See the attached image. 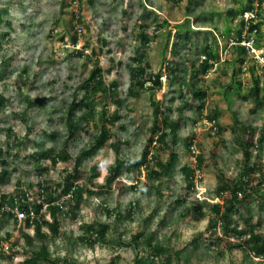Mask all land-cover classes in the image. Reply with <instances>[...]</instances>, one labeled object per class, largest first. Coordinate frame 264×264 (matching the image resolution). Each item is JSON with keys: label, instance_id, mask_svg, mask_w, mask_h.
Returning a JSON list of instances; mask_svg holds the SVG:
<instances>
[{"label": "rangeland", "instance_id": "rangeland-1", "mask_svg": "<svg viewBox=\"0 0 264 264\" xmlns=\"http://www.w3.org/2000/svg\"><path fill=\"white\" fill-rule=\"evenodd\" d=\"M69 1L0 0L2 17L0 24V64L5 59L12 58L11 69L13 70L11 79L0 84V91L13 102L11 106L0 110V128L12 127L17 130L23 142L21 153L18 156H4L8 162L9 173L8 179L0 185L1 195L15 193L17 182L20 180L23 188L27 187V184L36 185L35 194L30 192L31 197L41 198L38 192V182L42 179L61 180L66 175V169H72V165L65 162H58L56 166H52L49 159L36 163L35 159L27 154L33 153L39 147L48 150L55 148L57 151L61 148L66 137L65 110L76 97L75 93L79 98L84 92L82 82L89 76L94 67L92 60H87V56L92 57V59L98 58L99 65L104 70H107L110 58H113L115 62H122V64H116L110 73L105 74V77L106 82L118 81L121 98H125L131 83L130 70L127 64H134L133 58L144 52L153 70L155 72L162 71L165 75L162 77V89L157 90L154 97L163 102L167 108H171L173 116H176L177 107L182 101L178 98L179 86L176 80L170 77L168 69L165 68L166 64L174 58L175 66L180 68V71L177 72V78L183 76L186 67L189 69V75L192 68L190 67L191 63H195V66L198 67L201 63L200 60L205 56L203 46L206 37H208L209 42L212 36L217 37L220 44H224L223 30L225 31L230 27L233 29L240 27L241 24L238 19L228 21L230 18L228 10L233 8L236 11L240 10L246 5L247 0H182L180 4L170 0H82L83 11L80 15L89 29L83 32L82 40L78 45L75 47L65 46L63 49L60 37L63 34L68 38L70 37L68 28L71 24L73 7ZM188 6H190L189 9ZM4 9H7L8 12H3ZM153 9L156 10V14ZM212 12H214L213 21L210 19ZM186 16L190 17L191 34L188 38L183 37L178 40L176 26L183 23ZM262 17L263 20L264 10ZM164 20L170 21V24L167 27L157 29V24H161ZM144 23L149 24L150 30L148 31L151 34L155 33L156 36L146 46L137 39L139 26ZM210 30L216 31L217 34L215 35L214 31H211L213 35L204 33ZM7 33L9 37L5 35ZM101 38L106 39L107 45L102 44ZM175 43L178 45L175 46ZM261 43L262 50H256V53L253 54L255 58L259 57L258 59L261 58L264 51V39ZM74 48L83 50L84 55L79 56ZM137 50H140V53ZM221 50L225 51V49ZM230 58V60L235 59L233 55ZM261 59L259 61L260 66L255 64L256 71H258L256 72L257 75L264 68V61ZM24 68L27 70L26 75L36 84L34 89L27 88L23 94H20L14 81ZM224 69V63L218 62L208 73L203 87L207 90L206 110L210 114L211 110L217 107L219 123L225 128V131L222 137L218 134H212L203 122L196 125H193V122H188L181 129L180 140L177 145L180 161L174 173V178L177 181L176 187L173 188L174 193L169 195L167 192L161 198L156 193L148 195L141 191H135L131 187L135 182L131 178L129 179L127 174L123 175L122 179L126 182V189L121 197L113 192L106 194L103 198L101 195L87 198L82 205L81 216L77 220L71 216L61 218V230L65 237L48 241L53 254L64 255L71 251L80 264H130L133 261L136 253L133 246L113 248V245L107 244L97 245L95 249H91L73 245L70 242V237L73 236L77 239L81 235L80 223L92 220L97 206L103 199L111 207L121 203L127 208L131 202H140V210L136 212L134 220H129V218L117 220L115 217L111 219L115 228L114 239L121 236L123 240L129 241L131 236L141 231L143 227L146 231L157 229V226L163 222L166 202L168 201L177 203L178 206L174 213L168 215L165 224L160 226L157 233L159 239L166 243H169L170 240L171 244L177 245L181 242H187L200 232H207L211 217L209 210L208 216L202 221H195L192 216L179 215L188 206L187 204H178L185 188V176L181 168L190 162V156L187 155L184 148L186 136L198 132L205 149L206 175L197 184L196 190L192 193V198H206L215 202L217 199L215 190L219 185L216 168L223 169L230 177H235L240 172L239 162L242 160L243 153L239 151L236 145L231 128L235 119L238 118L245 123L253 122L258 128L264 125V106L255 107L252 99L244 101L233 95L234 93L226 94V89L230 84H234V86L238 84H235L237 80H234L235 69L233 71L231 65H228L226 73ZM238 76L244 85L243 92L247 93L252 83L250 72L247 71L246 74L241 73ZM261 86L264 89V79L261 81ZM150 92L148 90L137 98L127 99V106L120 111L122 119L112 129L124 145L123 155L132 160L137 159L142 152L149 135L148 129L152 126L153 108ZM27 96H30L33 101L47 99V102L39 107L27 108L24 100ZM253 108L255 111H252ZM111 110H115L114 105H111ZM185 113L191 119L197 116L193 111H186ZM120 125H125V129H121ZM43 129L48 134L57 131L59 135L53 140L42 134ZM97 131L98 127L94 122L83 123L79 139L71 144L69 153L76 156L81 149L89 145ZM26 133L31 134V141L24 140ZM0 137L5 140L1 134ZM113 142L114 140H111L108 147L101 149L95 157L88 159L83 165L88 176L91 174V167L99 166V175L95 179L98 184L105 183L108 166L115 162L116 153L111 147ZM213 149L218 151L216 158L218 166L212 160L211 150ZM162 154L164 158L167 157L165 152ZM262 161L264 163V152ZM46 166L49 168L48 170L43 169V167L47 168ZM256 210L254 209V211ZM153 213H156L155 216L149 224L145 225L143 220ZM97 215L104 221L108 220L101 212H98ZM255 215L258 216V211L255 212ZM261 219L263 220L261 232L264 234V212ZM257 220L256 217L255 221ZM45 230L47 231L46 228ZM26 232L34 236L32 227L27 228ZM7 234L12 235L11 241L20 235L14 220L9 217L0 219V244L6 240ZM19 238V247L12 246L9 251L0 250V264H23L31 248H26L23 237L20 236ZM221 250L224 251L222 255L219 254ZM137 251L140 252V248ZM117 256H119L118 259L113 261ZM193 264H244V260L240 250H227L223 246H219L217 249H208V251L202 248L193 256ZM254 264L260 263L254 260Z\"/></svg>", "mask_w": 264, "mask_h": 264}, {"label": "trees", "instance_id": "trees-1", "mask_svg": "<svg viewBox=\"0 0 264 264\" xmlns=\"http://www.w3.org/2000/svg\"><path fill=\"white\" fill-rule=\"evenodd\" d=\"M176 4H180L182 0H170ZM72 10L71 24L68 28L70 37L62 35L60 41L63 49L65 46H73L81 42L83 32L89 29L85 25L82 16L83 11L82 0L69 1ZM257 5V6H256ZM264 0H247L246 5L240 10L235 8L228 10V21L238 19V15L245 10L254 9L257 11V17L250 21L249 25L245 26L241 20L239 28H228L223 30L222 38L225 43L220 44L219 40L212 36L211 41L206 37L204 42V53L207 57L205 60H200V64L195 66L191 63V72L188 75L189 69L184 68V74L181 78H177L179 67L175 66V59L172 58L168 62L167 69L176 80L179 86V99L182 101L177 107V115L173 116L171 108H167L163 102L155 99V92L162 87L161 77L162 72H155L151 63L148 61L146 54L140 53L133 58L134 64H127L129 66V73L131 83L127 89L125 98H121L119 83L117 80L106 82L105 74L110 73L116 64L122 62L110 58L107 70H104L99 65V59L87 56V60L93 63L94 67L89 73V76L82 82L83 93L78 98L76 97L68 105L65 110L64 124L66 127V137L61 144V148L57 151L55 148L45 149L39 147L33 153L27 154L29 157L35 159L36 163L49 159L52 166H56L58 162H65L72 165V169H66V175L61 180L42 179L38 182L39 193L41 195V202L38 199L30 200V195L35 194L34 184H27L23 188L22 182H17V188L13 194H0V205L8 203L13 204L15 200L19 201L20 207L30 213L34 211L36 217H29L26 220V227H34V236L29 235L23 229H18L17 221L14 220L18 230L19 237H23L26 248L29 247L27 257L23 264H80L74 257L71 251L64 255H55L50 250L49 240H56L65 237L62 232V217L71 216L77 220L81 216V209L84 201L87 198H92L96 195H101L103 198L106 194L116 192L118 197L125 192L126 182L123 181V175L132 179V189L141 191L144 194L152 195L156 193L161 198L173 192L177 181L174 178L175 170L180 161V154L177 149L181 129L192 120L193 124L199 123L203 117V111L207 103V90L203 87L206 81L205 76L208 75L215 64L220 61V49H227L230 40L236 41L237 45L232 46L228 58L225 59L224 72H227L228 65L232 66L234 71V84H230L226 89V94L234 93L236 97L248 101L253 100L254 106H264V89L261 86V81L264 79V68L259 75L256 74V65L260 66L259 62L249 57V50L241 45L240 42L244 39L248 40L255 32V39L253 45L257 48L261 47L264 39L262 13L264 10ZM190 6H188L189 9ZM192 9V8H191ZM3 12H8L4 9ZM213 13L210 15L213 21ZM187 19V20H186ZM186 21V22H185ZM2 23L0 11V24ZM169 22L164 20L161 24H157V29L167 27ZM188 26V27H186ZM246 27V28H245ZM149 24H142L139 26V36L143 45H148L152 42L155 33L151 34ZM192 30L190 26V17L186 16L183 23L176 26V36L178 40L183 37L188 38ZM235 30V31H234ZM212 30L208 35H213ZM234 31V32H233ZM248 34L246 35V33ZM9 37V34H5ZM231 38V39H230ZM101 42L107 45V41L101 38ZM175 46L178 44L175 43ZM67 49V48H66ZM62 50V48H61ZM76 50V48H74ZM60 51V50H59ZM79 56H83V50L75 51ZM74 53V52H73ZM61 55V52H59ZM234 60H230L231 56ZM10 59H5L0 64V84L4 81L10 80L13 70L11 69ZM236 64L238 65L236 67ZM259 68V67H258ZM250 72L252 79L251 87L248 88L247 93L243 92V82L239 79L238 74ZM26 68L23 69L14 81L17 90L23 94L25 90L34 89L35 81L30 80L26 75ZM189 76V77H187ZM151 85L148 86L147 83ZM150 92L151 105L153 108L152 126L149 127V135L143 146L139 157L132 160L123 155V144L118 135L113 133V127L122 119L120 111L126 105L129 98H137L145 91ZM27 108L45 105L47 99L32 100L30 96L24 98ZM174 101V100H173ZM172 101V102H173ZM13 104L9 97H6L0 91V110L6 109ZM111 105L115 106V110H111ZM186 111L199 112V116L191 119L185 114ZM252 111H255L254 108ZM176 114V113H175ZM176 117V118H174ZM209 119H216L218 121L217 107L211 110L208 115ZM94 122L98 131L93 135L89 145L80 150L76 156L69 153V148L72 143L79 139V134L82 130V124H89ZM125 129V125L119 126ZM219 130L213 132L222 137L225 128L218 124ZM234 133L235 142L239 151L243 153L242 160H240V172L235 177H230L226 172L217 167L219 185L215 190V197H218L221 202H213L206 198L200 199L193 197L192 193L197 186V171H200V181L205 177V149L201 143V137L198 132H193L186 136L184 140V148L187 155L190 156L189 164L182 166L181 171L185 176L184 194L180 196L179 205H188L185 207L180 216H192L195 221H202L208 216V210L211 213L207 232H200L189 239L187 242H181L177 245L166 243L164 240L158 238V230L160 226L165 224L168 215H171L177 210L174 202H166V211L163 215V222L157 226L155 230L146 231L143 229L133 234L129 241L123 240L121 236L114 239V224L111 219L115 217L117 220L129 218L134 220L136 212L140 207V202H131L125 208L121 203H117L115 207H111L105 199L99 203L95 214L90 222H81L79 229L81 235L75 239L70 237V242L73 245H79L86 248L95 249L97 245H113V248H121L126 246H133L136 253L133 261L130 264H193V256L202 248L208 251L217 249L223 246L227 250L238 249L243 255L244 264H254L257 260L260 264L264 263V234L261 232L263 226L264 212V163L262 161L264 152V125L258 128L252 123H245L236 118L234 124L231 126ZM0 185L8 179L9 169L7 167V159L5 155L18 156L21 153V146L23 142L20 139L19 132L12 127L0 128ZM42 134L49 136L55 140L59 132L53 131L50 134L43 129ZM24 140L31 141V134L26 133ZM114 140L112 148L116 153L115 162L108 166L107 176L104 184L95 182L99 175L98 165L91 167V174L88 176L87 171L83 169L85 161L95 157L101 149L108 147L109 142ZM40 145V144H38ZM195 147L196 151H194ZM16 148V150H15ZM162 152L167 154L164 158ZM255 152V153H254ZM15 153V154H13ZM217 149L211 150L212 160L217 164ZM47 167V166H46ZM48 170L49 168L43 167ZM144 177V178H143ZM143 178V179H142ZM26 189V190H25ZM31 192V193H30ZM241 193V196L239 195ZM47 205V211L50 213L51 220L45 217L43 213L44 206ZM254 209H257L258 216L255 215ZM104 214L108 220L104 221L98 212ZM156 213L148 216L143 220L147 225L151 222ZM258 218L255 221V218ZM6 218V215L0 219ZM47 229V231L45 230ZM11 234H7L6 240L14 247L19 246V237L11 241ZM111 237V238H109ZM235 239V240H233ZM140 248V252L137 249ZM1 251H4L0 249ZM223 250L219 254H223ZM1 255H3L1 253ZM117 258H114L117 260ZM12 258V257H10Z\"/></svg>", "mask_w": 264, "mask_h": 264}, {"label": "built area", "instance_id": "built-area-1", "mask_svg": "<svg viewBox=\"0 0 264 264\" xmlns=\"http://www.w3.org/2000/svg\"><path fill=\"white\" fill-rule=\"evenodd\" d=\"M257 6V5H256ZM256 10H248L246 12H244L243 14V19L246 22V24H249L250 20L256 16ZM253 52H255V50H252ZM194 151H196L195 147H193ZM197 184L200 182V178L201 175L199 174L200 171H197ZM239 195L241 196V193H239ZM31 196V195H30ZM34 199H38V202H41V198H36V197H30V200H34ZM215 202H221V200L219 198H217L215 200ZM43 213L45 214V217L49 220H51L50 217V213L47 211V205L44 206L43 208ZM6 215V217L12 218L13 220L17 221V227L18 229H23L26 232V229L29 227H26V220L31 217V218H35L36 215L34 213L33 210L30 211V213H28L26 210L22 209L20 207L19 201L15 200V202L13 204H2L0 205V217ZM34 229V227H32ZM18 231V230H17ZM19 247V246H17ZM12 248V245L10 244V242L4 241L3 243L0 244V249L4 250V251H9Z\"/></svg>", "mask_w": 264, "mask_h": 264}, {"label": "clouds", "instance_id": "clouds-1", "mask_svg": "<svg viewBox=\"0 0 264 264\" xmlns=\"http://www.w3.org/2000/svg\"><path fill=\"white\" fill-rule=\"evenodd\" d=\"M173 2V1H172ZM175 3V2H174ZM147 6V5H146ZM154 11H155V14H156V10L155 9H153ZM250 10V9H249ZM251 10H254V9H251ZM246 11H248V10H245L244 12H246ZM244 12L242 13V14H240V15H238V20H239V22H240V24H241V20L244 22V24H245V26L247 25L246 24V22L244 21V19H243V14H244ZM152 14H154V13H152ZM240 17V18H239ZM257 17V12H256V16L255 17H253L250 21H252L253 19H255ZM168 21V20H167ZM169 22V24H170V21H168ZM250 23V22H249ZM249 25V24H248ZM240 26H242V25H240ZM246 28V27H245ZM236 29V28H235ZM212 31H214V30H212ZM235 31V30H234ZM233 31V32H234ZM214 34L216 35L217 33H216V31H214ZM248 34V32L246 33V35ZM217 38V37H216ZM231 39V38H230ZM254 39H255V32H253V34H251V36H248V40L247 39H244L243 41H241L240 42V44L241 45H244L248 50H249V57L251 58V59H254V60H256L257 62H259L260 61V59L262 60V61H264V51L262 52V56H261V58L260 59H258V58H255L254 56H253V54L254 53H256V50H262V48H263V46L261 45V47H259V48H257V47H255L254 45H253V43H254ZM237 44H239V43H237L236 41H233V40H230V42H229V47H228V50L226 49L225 51H223V50H221L220 49V54H221V59H220V61H218L219 63H224L225 62V59L226 58H228L227 56L229 55V52H230V49L232 48V46H234V45H237ZM255 50V52H253L252 50ZM257 57V56H256ZM205 59H207V57H206V55L205 56H203V58H202V60H205ZM217 62V63H218ZM216 63V64H217ZM215 64V65H216ZM259 64H260V62H259ZM167 66H168V63L166 64V66H165V68H166V70H167ZM264 67V66H263ZM162 72V71H161ZM249 73V72H248ZM166 74V73H165ZM244 74H246V72H244ZM165 75H164V73H162V77H164ZM166 76H167V74H166ZM162 77H161V82H162ZM170 77H172L171 75H170ZM207 76H205V78H206ZM162 84H163V82H162ZM147 85L148 86H150L151 85V83L150 82H148L147 83ZM160 89H162V87L160 88ZM206 108H207V103H206V107H205V109H204V111H203V117H202V119H201V123L203 122V124H205V125H207V127H208V129H209V131L213 134V132H217L218 130H219V128H218V124L220 125V123H217V120L216 119H209L208 118V112H207V110H206ZM219 111V110H218ZM194 113H196L197 114V116H199V112H194ZM186 114V113H185ZM211 114V113H210ZM218 121H219V119H218ZM189 122H193L192 120H190ZM188 124V123H187ZM197 124V123H196ZM194 125V124H193ZM221 126V125H220ZM184 128V127H183ZM216 198H218V197H216Z\"/></svg>", "mask_w": 264, "mask_h": 264}]
</instances>
